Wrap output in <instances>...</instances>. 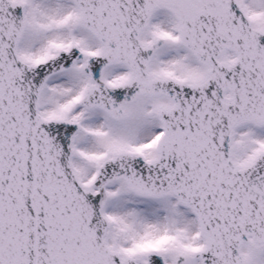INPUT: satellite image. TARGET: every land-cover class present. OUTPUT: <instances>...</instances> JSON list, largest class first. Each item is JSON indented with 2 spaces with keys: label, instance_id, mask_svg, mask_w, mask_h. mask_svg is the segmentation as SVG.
<instances>
[{
  "label": "snow or ice",
  "instance_id": "1",
  "mask_svg": "<svg viewBox=\"0 0 264 264\" xmlns=\"http://www.w3.org/2000/svg\"><path fill=\"white\" fill-rule=\"evenodd\" d=\"M0 264H264V0H0Z\"/></svg>",
  "mask_w": 264,
  "mask_h": 264
}]
</instances>
